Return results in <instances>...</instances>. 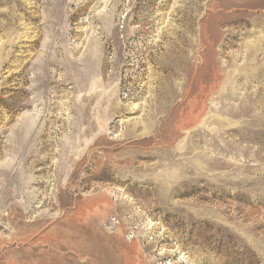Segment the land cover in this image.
Here are the masks:
<instances>
[{
	"label": "rangeland",
	"instance_id": "1",
	"mask_svg": "<svg viewBox=\"0 0 264 264\" xmlns=\"http://www.w3.org/2000/svg\"><path fill=\"white\" fill-rule=\"evenodd\" d=\"M0 264H264V0H0Z\"/></svg>",
	"mask_w": 264,
	"mask_h": 264
}]
</instances>
